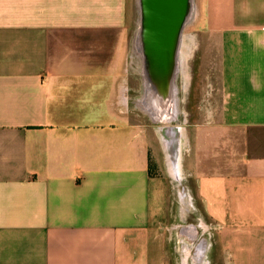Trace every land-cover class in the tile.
Returning a JSON list of instances; mask_svg holds the SVG:
<instances>
[{
  "label": "crops",
  "instance_id": "1",
  "mask_svg": "<svg viewBox=\"0 0 264 264\" xmlns=\"http://www.w3.org/2000/svg\"><path fill=\"white\" fill-rule=\"evenodd\" d=\"M134 2L0 0V264H264V0H200L182 176Z\"/></svg>",
  "mask_w": 264,
  "mask_h": 264
},
{
  "label": "rangeland",
  "instance_id": "2",
  "mask_svg": "<svg viewBox=\"0 0 264 264\" xmlns=\"http://www.w3.org/2000/svg\"><path fill=\"white\" fill-rule=\"evenodd\" d=\"M134 1L135 2L133 6V13L130 25L131 36L129 39V51L126 59L128 62L134 61L135 49L137 50V52H139V45L137 46V44L139 43V39L137 36L138 34L140 35L141 11L139 6V0ZM199 3L200 0H192L189 16L183 26L178 45L176 70L179 64L178 59L180 58V56L182 62L181 67L183 64L186 66L185 63L187 62V70H185V67H180L179 74L177 70V73L175 74L174 78L175 84L177 85L178 89L175 93V96L178 100V113L176 114V116L169 118V120H153L148 113L149 110H146L147 108L144 107L139 112H137L139 113V115L136 114V118L141 120V122L143 123L146 122L151 128H153L157 132V146L161 159H163V161L165 160L168 151V154H170L169 158L174 162L175 173L179 174L180 176L185 174V168L181 163L182 157L185 154L186 149L185 139H182V133L185 132V126L195 125V123L199 121H204V119L198 117L197 111L202 107L201 100L204 101V99L209 95L206 94L207 88L204 85L205 78L203 74H205V71L202 72L198 68L201 64V54L196 49L198 40L197 31L203 28V19L202 16H200L198 10ZM142 56L144 57L143 53L141 54V57ZM184 57L187 59L184 60ZM130 106H133V104H130ZM160 128H162V131H160ZM169 129L174 132L172 135L166 134L165 130ZM161 135H164L166 139L172 137V146L166 148V141L160 140L162 138ZM167 144H169V142H167ZM179 147L181 148V154L180 151H178ZM178 161L180 162L178 163ZM176 184L180 185L181 180L179 182L176 181ZM181 194H183L182 191L179 193L180 197ZM176 196L177 194H175V197ZM181 201H183L184 204L186 202V206L183 207V210H185V207L187 209H190V205L185 200V197H181Z\"/></svg>",
  "mask_w": 264,
  "mask_h": 264
},
{
  "label": "water",
  "instance_id": "3",
  "mask_svg": "<svg viewBox=\"0 0 264 264\" xmlns=\"http://www.w3.org/2000/svg\"><path fill=\"white\" fill-rule=\"evenodd\" d=\"M192 0H139L140 39L147 67L156 79L173 81L177 51Z\"/></svg>",
  "mask_w": 264,
  "mask_h": 264
},
{
  "label": "bare ground",
  "instance_id": "4",
  "mask_svg": "<svg viewBox=\"0 0 264 264\" xmlns=\"http://www.w3.org/2000/svg\"><path fill=\"white\" fill-rule=\"evenodd\" d=\"M178 63L179 64H178L177 70H178V74H179L180 67H181L180 58L178 59ZM185 64H186L185 70H187V62ZM177 70H176V73H177ZM186 73H187V71H186ZM176 92H177V85H174L173 96H172V99H171V105H170L169 108L167 107L168 109L166 111H163V112L159 113V111H154L153 110L155 113H157L158 115H160V118L161 119H163V120H169V118H172V117L176 116V114L178 113V109H177V107H178V102L177 101L178 100H177V97L175 96V93Z\"/></svg>",
  "mask_w": 264,
  "mask_h": 264
}]
</instances>
